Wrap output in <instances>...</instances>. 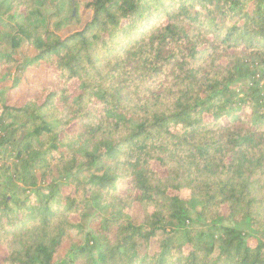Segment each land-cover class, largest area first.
Instances as JSON below:
<instances>
[{
    "label": "trees",
    "instance_id": "trees-1",
    "mask_svg": "<svg viewBox=\"0 0 264 264\" xmlns=\"http://www.w3.org/2000/svg\"><path fill=\"white\" fill-rule=\"evenodd\" d=\"M56 4L0 0V264H264V0Z\"/></svg>",
    "mask_w": 264,
    "mask_h": 264
},
{
    "label": "rangeland",
    "instance_id": "rangeland-1",
    "mask_svg": "<svg viewBox=\"0 0 264 264\" xmlns=\"http://www.w3.org/2000/svg\"><path fill=\"white\" fill-rule=\"evenodd\" d=\"M52 1L55 2V4L57 3L56 4L57 7L60 5V2H61V0H52ZM56 12H57V9H53L51 7L47 8V13L53 14L49 17L47 26L50 28H58V32L63 36L74 31L75 29L80 28V25L83 24V21L86 20L88 15H89L88 12L83 10L82 7H80L78 5L71 7V6H68L66 3L64 5V8L62 9L61 14H59V13L57 14ZM70 12H72V14L74 16H76V19L73 20L72 22H68L66 24H63V26L57 27V24H59L58 23L59 21H62L64 23V22H66L65 21L66 19L67 20L72 19ZM33 53H34L33 47L30 44H27L24 42L17 49V53L15 55V58H17L19 61H23L26 56L27 57L31 56ZM10 71L13 72L14 67L10 68L9 73H10ZM41 72H42V69H37V68L36 69H33V68L27 69L24 73V77H23L22 81L19 84L20 87L16 90H13L10 93L8 92V94L11 96L10 97L11 101L14 102L15 104H21L23 102L24 98H26V94H25L27 92L26 88L28 86L31 87V85L39 83L38 76L40 74H42V75L44 74ZM5 73H6V69H2L1 73H0L1 77H2L1 80L3 81L2 83L6 84V86L11 85L12 76H8ZM17 73H19V72H17ZM262 83H263V81L260 84H262ZM71 147L76 148L77 145L75 146V144H73V145H71ZM11 160L12 159H8V157H7V158H3L1 160V162L5 166H12L13 163ZM190 212H191L192 219L195 220L196 219L195 210L193 209ZM130 214H131L134 221L141 222L142 210L137 203L133 204ZM74 217H76V216H74ZM198 225H201V224L198 223ZM190 228H192V229L193 228L204 229V228H200L199 226H197L196 223H190ZM79 236H80L79 233H77L76 231L72 232V240H76ZM70 243H72V241L71 242L68 241L65 243V245L63 247L64 250L67 249V247L69 246ZM3 256H4V252L0 248V262H1V259Z\"/></svg>",
    "mask_w": 264,
    "mask_h": 264
}]
</instances>
